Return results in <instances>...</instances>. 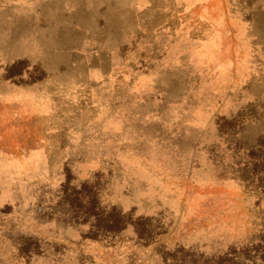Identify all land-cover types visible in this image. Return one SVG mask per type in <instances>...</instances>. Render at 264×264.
I'll return each mask as SVG.
<instances>
[{
    "label": "rangeland",
    "instance_id": "rangeland-1",
    "mask_svg": "<svg viewBox=\"0 0 264 264\" xmlns=\"http://www.w3.org/2000/svg\"><path fill=\"white\" fill-rule=\"evenodd\" d=\"M9 82L0 264H264V0H0Z\"/></svg>",
    "mask_w": 264,
    "mask_h": 264
},
{
    "label": "trees",
    "instance_id": "trees-1",
    "mask_svg": "<svg viewBox=\"0 0 264 264\" xmlns=\"http://www.w3.org/2000/svg\"><path fill=\"white\" fill-rule=\"evenodd\" d=\"M9 77H11L9 75ZM68 181L63 185L66 188ZM87 186L85 183L83 187ZM80 191H76L70 197L71 204L69 206L74 211L76 221L79 223H89L87 236L98 239L111 234L120 233L127 227L128 220L116 207L105 211L101 208L96 194H91L88 198L87 205H84L79 195ZM141 237V235H140Z\"/></svg>",
    "mask_w": 264,
    "mask_h": 264
},
{
    "label": "crops",
    "instance_id": "crops-1",
    "mask_svg": "<svg viewBox=\"0 0 264 264\" xmlns=\"http://www.w3.org/2000/svg\"><path fill=\"white\" fill-rule=\"evenodd\" d=\"M11 63V62H10ZM11 77H9V81ZM2 86H0L1 88ZM36 88L39 87V85L35 86ZM29 89L25 86H14L11 82H9L8 86L5 85V87L0 89V96H4L6 98L13 99L15 96H21L22 98L24 97V93L27 94V96L30 95ZM36 90V89H35ZM34 91V90H33ZM36 95V94H35Z\"/></svg>",
    "mask_w": 264,
    "mask_h": 264
}]
</instances>
